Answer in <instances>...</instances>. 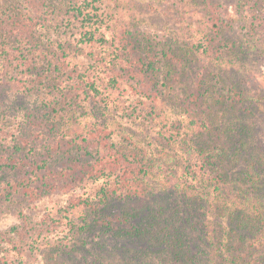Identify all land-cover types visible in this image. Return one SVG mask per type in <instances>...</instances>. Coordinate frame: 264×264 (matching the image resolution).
<instances>
[{
  "label": "rangeland",
  "instance_id": "1",
  "mask_svg": "<svg viewBox=\"0 0 264 264\" xmlns=\"http://www.w3.org/2000/svg\"><path fill=\"white\" fill-rule=\"evenodd\" d=\"M30 1L0 0V264H156L76 234L130 205L104 161L136 164L150 196L204 168L202 143L229 149L234 124L242 159L264 157V0H38L44 25L18 36Z\"/></svg>",
  "mask_w": 264,
  "mask_h": 264
},
{
  "label": "trees",
  "instance_id": "2",
  "mask_svg": "<svg viewBox=\"0 0 264 264\" xmlns=\"http://www.w3.org/2000/svg\"><path fill=\"white\" fill-rule=\"evenodd\" d=\"M30 4L32 14L15 26L18 36L31 33L46 21L42 2L31 0ZM116 49L119 51L120 46ZM60 64L64 68L67 66L65 60ZM108 76L124 78L120 71L112 69ZM239 125L223 130L231 142L229 149L202 143L201 147L206 150L202 160L204 168L190 166L186 171L190 182L181 183L180 187L177 180L157 184L149 190L150 196L144 195L143 184L138 182V186H134L133 180L138 177L136 164L124 162L118 153L107 157L104 168L118 175L115 189L124 195L120 200L130 205L120 220L101 219L100 227L99 223L96 227V223L86 221V227L77 230L79 239H90L87 232L95 228L102 237L91 235L92 240H96L92 247L98 244L100 254L113 255V251H119L121 258L125 255L127 260H133L126 254V246L133 244L139 246L135 251L140 255L137 259L147 256L149 263L154 260L156 264H264V157L251 155L242 159L247 141L243 136L245 127L241 122ZM240 127L243 131L239 134ZM234 132L238 134L236 139L230 135ZM97 169L87 166L85 174L89 177L100 175ZM127 190L135 193L123 194ZM163 197L167 201H161ZM155 198L160 203L156 209L152 205ZM134 200L139 201L138 205H131ZM116 201L112 191L106 205ZM82 214V221H85L86 216ZM0 237L7 240L3 232ZM60 251L67 250L60 247ZM68 259L72 264H82L81 258L72 254H68Z\"/></svg>",
  "mask_w": 264,
  "mask_h": 264
}]
</instances>
